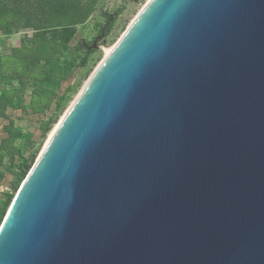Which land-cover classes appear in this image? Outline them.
<instances>
[{"label": "water", "instance_id": "water-1", "mask_svg": "<svg viewBox=\"0 0 264 264\" xmlns=\"http://www.w3.org/2000/svg\"><path fill=\"white\" fill-rule=\"evenodd\" d=\"M0 264H264V0H150L23 180Z\"/></svg>", "mask_w": 264, "mask_h": 264}, {"label": "trees", "instance_id": "trees-1", "mask_svg": "<svg viewBox=\"0 0 264 264\" xmlns=\"http://www.w3.org/2000/svg\"><path fill=\"white\" fill-rule=\"evenodd\" d=\"M99 0H0V33L12 35L23 31L19 44L0 53V179L3 168L9 166L13 174L11 192L0 198V226L16 191L35 160L26 156L20 141L32 138L9 113L22 110L25 115L38 116L40 129L46 134L54 122L48 111L60 107L65 93L59 94L61 83L73 72L87 65L97 50L91 48L104 32L107 36L117 15L102 12L105 19L95 24L98 33L92 40L82 36L73 43L79 27L88 22Z\"/></svg>", "mask_w": 264, "mask_h": 264}, {"label": "rangeland", "instance_id": "rangeland-1", "mask_svg": "<svg viewBox=\"0 0 264 264\" xmlns=\"http://www.w3.org/2000/svg\"><path fill=\"white\" fill-rule=\"evenodd\" d=\"M149 1L150 0H99L96 10L92 13L86 25L79 27L73 43L77 42L82 36L88 40H92L94 38V36L98 33V30L95 28V24L105 21V19L101 16L102 12L116 14V12L120 10V13L117 15V18L108 35L103 36L98 41L101 48L97 49L90 56L87 65L77 68L68 79L61 83L58 88V92L59 94L65 93V99L60 107L53 105L48 111L47 115L52 116L54 118V122L46 134H43L40 129L38 116L33 114L25 115L22 110H9V113L16 119L17 124L20 125L25 132H32V138L30 141L26 138L20 141V146L26 156L31 153L35 154V160L32 167L45 147L51 130H53V128L62 120L66 111L81 91L95 68L105 57L106 48L112 47L118 42ZM23 35V31L12 35H3L0 33V53L7 52L11 46L19 44L20 38ZM3 123L4 120L0 118V125ZM8 167L9 166H6L2 169L4 175L3 178L0 179V198H4L5 192L12 191L10 183L13 179V174L11 169ZM18 190L16 191L14 197L16 196Z\"/></svg>", "mask_w": 264, "mask_h": 264}, {"label": "bare ground", "instance_id": "bare-ground-1", "mask_svg": "<svg viewBox=\"0 0 264 264\" xmlns=\"http://www.w3.org/2000/svg\"><path fill=\"white\" fill-rule=\"evenodd\" d=\"M113 47V46H112ZM112 47H109V48H106V50H105V53L107 54L109 51H110V49L112 48ZM105 54V55H106ZM60 123V122H59ZM57 126H58V124L53 128V130H51V132H50V134H49V138H50V136L53 134V132L55 131V129L57 128ZM49 138H48V140H49ZM47 140V141H48ZM40 156V155H39Z\"/></svg>", "mask_w": 264, "mask_h": 264}, {"label": "crops", "instance_id": "crops-1", "mask_svg": "<svg viewBox=\"0 0 264 264\" xmlns=\"http://www.w3.org/2000/svg\"><path fill=\"white\" fill-rule=\"evenodd\" d=\"M18 45V44H17Z\"/></svg>", "mask_w": 264, "mask_h": 264}]
</instances>
